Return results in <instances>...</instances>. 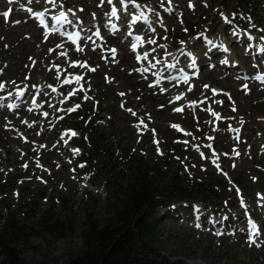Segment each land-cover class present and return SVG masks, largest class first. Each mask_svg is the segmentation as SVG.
I'll use <instances>...</instances> for the list:
<instances>
[{
	"label": "rangeland",
	"instance_id": "obj_1",
	"mask_svg": "<svg viewBox=\"0 0 264 264\" xmlns=\"http://www.w3.org/2000/svg\"><path fill=\"white\" fill-rule=\"evenodd\" d=\"M7 1L0 0V83L6 88L0 90V94L6 92L5 96L13 97L19 89L23 92L25 89L33 90L41 79L36 74L37 69L29 73L34 64L31 58L21 68L18 63L24 45L33 41L32 33L38 24L34 22L29 27L26 22L29 15L22 10V6L27 7L26 4H16V10L11 13L13 4ZM126 1L125 14L128 15L133 2ZM43 2L45 0H34V7L31 8L39 10L42 6L45 9ZM190 4L192 7H189ZM112 6L116 9L123 7L119 0H113ZM144 7L147 15L151 13L154 28L150 29L149 22L132 34L142 38L140 52L143 60L140 65L135 63V53H131L133 67L129 73L138 70L140 79L152 85L155 79L150 65L156 64V70L160 64L168 63L163 61H169L172 56H176L179 65H185L189 62L187 53H191L196 54L198 64H201L196 71L198 76L187 80L180 88L160 86L163 91L171 88V92L163 98L164 106L171 105V110L166 111L171 116L159 120L157 114L164 108L157 102L160 97L149 94L152 100L156 99L149 107L147 100L150 97L145 101L143 94L137 93L129 98L128 103V98H123L122 92L103 75L98 65H87L86 58L78 56L94 50L101 53L100 66L108 62L116 65L120 60L116 47L102 49V45L96 48V45L87 43L83 46V40L80 51H73L71 62L86 65L89 77L78 86L75 83L64 86L65 78H82L83 74L79 70L60 66L63 70H59L60 73L54 75L56 80L48 85L49 91L53 86H61L59 101H65L63 107L60 104L56 106L57 115H47V129L49 133L54 132L51 133V141L40 140L37 144L40 132L35 129L31 139L21 135L18 142L16 137L19 136L9 133L8 128L10 122L15 127L23 122V115L19 109L0 110V230L9 212H15V221L19 226L36 228V232L24 240L20 237L16 240L18 253L25 264H65L82 247L80 234L85 228V212L94 207L95 218L100 224L104 223L116 204L114 189L119 186L128 188L134 179L132 172L137 164L132 167L128 163L134 160L145 165L147 173L157 174L156 177L152 175L151 180L158 185L164 183L161 177L169 181L178 178L187 191L194 192L198 184H203L207 191L193 193V197L171 206L170 202L166 203L168 195L161 198L166 201L152 216L155 219V241L151 250L155 257H169L183 264H264V246H250L247 242L249 233L244 230L248 228V219L257 223L264 220V172H251L237 156L248 148V143H245L249 142L248 135H258L253 129V122L261 124L264 121V104L260 103L264 99V85H256L251 92L250 88L244 87L245 83L255 80V75L264 72V53L254 57L258 46L264 48V39H260L264 37V0H259L253 10L237 7L234 0H153ZM68 8L72 11L68 12ZM47 9L50 12L46 14L51 20L53 15L63 11L72 22L88 26L89 34L96 25L102 35L106 30V26L102 25L111 5L107 0L102 4L101 0H57L56 6L51 5ZM6 10L10 13L7 18L2 15ZM97 15L100 18L96 19ZM143 29L144 33H140ZM66 30H70V25L63 29ZM39 32L38 39L42 44L47 43L48 40H44V34L48 36L46 29ZM125 32L113 33V37L118 34L123 36L121 40L115 37L109 40L121 43L127 53L133 39L125 38ZM181 33L183 36L179 37ZM250 37L255 43L252 50H248L252 47L250 45L246 49ZM64 39L62 32V37L57 38L58 41L53 40V45L48 43L43 52L48 54ZM207 41L214 43L218 50L226 48L223 59L229 58L230 64L236 57L233 64L237 67L229 70L230 66L225 67L224 63L218 65L217 62L223 60L220 56L207 59L206 50L212 48L211 43L206 44ZM11 47H16V53L11 52ZM239 47L244 50L234 55V48L238 50ZM113 48L117 50L115 53L111 51ZM68 49L72 50L71 46L59 49L58 54H64ZM40 65L43 66V63ZM216 81L219 84L216 85ZM204 85L210 87L205 88ZM213 89L219 94L213 96ZM234 91L238 96L234 95ZM179 93L183 95L181 100L173 103V96ZM30 96L27 95L25 101ZM45 101L42 99L40 103ZM11 102H3L4 108L8 110ZM50 102L51 99L47 101L49 105ZM258 104L260 107L252 114V122L242 115L251 107L252 110L257 108ZM176 108L182 111L176 112ZM41 112V117L47 113L45 110ZM237 118L245 119L244 130H238ZM172 125L179 127L173 128ZM16 133L19 134L18 131ZM99 136H102L100 141ZM262 141H257V157L264 150V139ZM235 142H239L241 148ZM46 145L55 147L59 154L57 148L62 147L65 155L60 154V162L48 157L46 161L51 163L48 166L38 160V153L45 150ZM29 151H36L37 154L26 159ZM30 160L32 163L28 165ZM108 178L110 181H107ZM201 207L205 214L201 221L206 223L214 219L219 222L214 229L193 226L192 211ZM45 212L60 222L71 220L69 234L55 239L40 230L37 223Z\"/></svg>",
	"mask_w": 264,
	"mask_h": 264
},
{
	"label": "bare ground",
	"instance_id": "obj_2",
	"mask_svg": "<svg viewBox=\"0 0 264 264\" xmlns=\"http://www.w3.org/2000/svg\"><path fill=\"white\" fill-rule=\"evenodd\" d=\"M20 4H26L28 9H31L30 12L25 11L24 14H28L30 15V17L27 19L26 22H28L29 27H32L34 20L32 18V14H34V12H40V13H44L43 14V19L45 20V17H50L48 16L46 13L50 12L49 9L51 7V4L47 3V0H45V2H43L45 9L40 6L39 10H35L34 8V0H19ZM120 2V0H119ZM125 2V0H124ZM151 2V1H150ZM150 2H137V3H133L130 5L129 8H131L134 5V9L132 10V13L129 20L125 21V18L122 17V19L120 21H125V23L123 24L122 22L120 23L117 22L118 19H120V15L121 12L123 13V16L125 15V8L123 9H117V16L113 17L111 16V11L109 12L108 15L105 16V20L107 19V21L102 25V26H106V30L105 33H103V38L100 39V37H94V35H90L88 32V26L85 27L82 32L83 33H87L86 37H84V41L85 43H87L88 45H96V48H98L97 46H99V44L102 45V49H109L110 47H116V49L118 50L117 53L119 55V62H117L118 64L114 65L111 62H108L106 64H104L103 66H100V59H99V55L101 53H97L96 51H85L83 54H79L78 56H84L86 58V64L87 65H98L100 67V70L104 73L103 75H106L109 79L111 83H114L115 86L118 87V90L122 92L123 94V98H128L126 101L128 103H130L129 98H133L134 95H137L142 93L144 96V100L148 99L147 102L149 103V107L152 106L155 102L156 99L153 98L152 100V95H157V97H160V99H157V102L159 103V105H163V111L157 114V119L161 120V119H165L168 116H171L170 114H167L166 111L171 110V105L169 104H165L164 106V99L166 97V95L171 92V88L169 89H164L161 90V87H167L172 86V88L176 87V88H180L183 87L185 82V78L183 76V74H187L188 75V79L190 80L192 77H197L198 74L196 73V71L199 70V68L201 67V64H198L199 58L195 55H189V53H187V56H189V61L187 62V64H182L179 65L178 60L176 59V56H172L171 59L169 61H163V62H168L165 65H161L156 68L155 70V65L156 64H152V65H148L151 68V72H153L152 77H154V83H152V85L150 84V82L145 83L140 79L139 76V71H132L131 73H129V69L131 70L133 67V63L130 60V54L131 52H129L127 50V53H125L124 50V46L120 45L119 42L115 41V40H109V39H122V37H120V35H116L113 37L112 35V27L113 25H115V27H117L118 31H126L125 32V38L126 37H130L136 42H132L131 41V46L133 44H135L136 46H141L142 45V41H137L136 37L138 35H132V33L137 30V29H142L143 28V24H148L149 22L151 23L150 29H153V20L151 19V13H147L146 11V4L150 3ZM113 4V3H112ZM111 4V5H112ZM30 5V6H28ZM113 7V6H112ZM111 7V9H112ZM13 10H16L14 8V6H12V10L11 13H13ZM17 12V11H16ZM66 13V12H64ZM19 14H23V12H19ZM60 13L53 15V17H59ZM100 18V16H96V19ZM51 19V18H49ZM92 20V19H91ZM133 20H135V23H133ZM66 21H71L69 18V15H65V19L64 20H57V19H53L50 21L51 27H47L46 29H52L53 35L51 36H45L44 34V40L48 42L47 43H43L41 42V39H38L39 36V30L41 29L44 30L43 27H38L36 28L33 33H32V37H33V41L29 42L28 44L24 45V48L22 49V51L20 52V56H19V65L20 68L22 67L23 64L28 63V59L31 58V61H34L33 63V67L31 68L29 73H33V71L35 69H37L36 74H39L40 76V81L38 82V86H36L33 90L32 89H25L24 92L21 91L22 89H19L17 91L14 92V96L11 97L10 95H6L4 92L3 94H0L1 98H0V110L2 111H9L12 107H9V105H13L14 103V107L12 108L11 111H17L18 109L20 110V113L23 115V122L19 123L18 125H16V127L13 125L12 122H10V126L8 128L9 133L18 135L19 137H16V140L19 142L20 140V136L21 135H26V137L28 139H31L33 137V130L35 129H39L40 135L39 137H37L36 142L37 144L39 143L40 140H43L44 142H49L51 141V133L53 134L54 132H50L47 129L48 126V120L49 118L47 116H43L41 117L42 112L40 113V111L45 110L48 115H50L51 117L55 116L58 114V112L55 110L57 105H61V107L64 106L65 101H59V96L58 94L61 93V86H58L57 88L55 86L51 87V91H49L48 85L49 83L53 82L54 80H56V78H54V75L60 73L58 72L59 70L62 71L63 69H73V70H79L83 75L82 78L77 81L76 78H72L71 76L68 78H65L63 81L64 86L68 85L69 83L71 84H76V86L79 85V83L81 81H83L86 77H89L88 71L85 70L86 65H82V64H77L76 62H71L72 59L74 58V54L73 51L74 50H70L68 49L66 51V53L64 54H58L59 49H64L66 46L69 47L71 43L68 42V38L69 35L67 36L66 40H63L62 43H60L56 46H54L52 48V51L47 52L48 54H46L45 52H43V48L45 46H47L48 43H55V41L53 42V40H57V38L62 37V32L63 29L66 28L67 25L70 24H75L74 22L71 21V23L66 22ZM146 22V23H145ZM81 27L83 24L80 22L79 23ZM98 26L95 25V27L91 30V32H95L97 31ZM148 27H146L147 29ZM47 31V30H46ZM129 33H131V35H129ZM139 33V32H138ZM140 33H144V29L140 32ZM206 44H210L209 41L206 42ZM254 42L253 39H251V41L249 43H247L246 45V49L248 47V45L252 46L250 49L248 50H252L254 48ZM19 45H23L21 42H19ZM53 45V44H52ZM71 46H73V44H71ZM212 48L207 49L206 50V55L207 59H215L217 56L222 57V55H224V52L226 48H220V50H218V48L214 45V43H211ZM225 46V45H224ZM231 46V45H230ZM74 47V46H73ZM72 47V48H73ZM15 48L16 47H11V52H15ZM25 48H29L28 50ZM37 49V52H36ZM121 49V51H120ZM261 47H257L258 51L257 53L254 54V57L258 56V54L264 53L260 51ZM223 50V53H221V51ZM244 48L243 47H239L238 50L236 48H234V52L233 54L236 55V53H239L240 51H243ZM214 52L213 55H210L209 53ZM16 53V52H15ZM45 53V54H43ZM78 54V53H77ZM137 55H141L140 53H135L134 57L136 58ZM209 56V57H208ZM243 56V55H242ZM225 56L222 57V59ZM193 59H195L196 62V67L192 68L189 67V65L192 64ZM229 58L226 57V59L223 60H228ZM237 58L235 57V59L230 61V64H226L225 67L230 66L229 70L232 68H236L237 66L233 64L234 60H236ZM222 60V61H223ZM30 61V62H31ZM74 61V60H73ZM246 61V60H245ZM250 60H247L246 62H249ZM43 63V66H41L40 64ZM136 63V61H135ZM198 64V65H197ZM218 65H221L223 63H221V61L217 62ZM50 65H52L50 67ZM140 65V64H139ZM63 67V69L61 67ZM50 67V68H48ZM161 67V68H160ZM48 68V69H47ZM46 69V71H45ZM161 69V70H160ZM57 72V73H56ZM155 72V73H154ZM143 74H146L145 72ZM262 74V73H260ZM257 74L254 76V79L256 76L260 75ZM132 76L131 77H128ZM206 75V74H205ZM232 75V73L230 72V76ZM173 76H178V78L176 80H174L175 78L171 79ZM200 76V75H199ZM201 77H203V75H201ZM204 78V77H203ZM131 79H134L133 81H131ZM199 79V77H198ZM223 81V79H222ZM215 84H219V81H216ZM226 85H228V83H225ZM244 84V82L242 83ZM83 85H85L83 83ZM256 85H264V82L261 83H257L255 80L251 83H248L247 86L248 88H250V91H253L254 88H256ZM6 89V88H5ZM244 89V88H243ZM22 93V94H21ZM213 96L218 95V92H212ZM235 96H238L237 91L233 92ZM31 94V98L27 101H25L27 99V95ZM36 96H35V95ZM180 95H182V93H179ZM179 94H176L173 97H178L180 96ZM4 95V96H3ZM17 95V97L15 98V96ZM18 95H21L20 97H18ZM160 95V96H159ZM225 96V94H222ZM231 95V94H230ZM146 96V97H145ZM15 98V100H13ZM46 100L43 104L40 103L41 100ZM51 99L50 105L49 103H47L48 100ZM11 100V104L8 105V110L4 108L5 104L3 102ZM25 102H24V101ZM68 100H71L68 99ZM146 101V100H145ZM180 101V100H179ZM175 103V102H173ZM261 104H264V99L262 102H260ZM133 105V104H132ZM128 107H132L131 105H128ZM135 107H137V105H135ZM260 104H258L257 108H254V110L248 109L245 110L242 115H245L248 119L251 120L252 122V114L256 111L259 110ZM133 108V107H132ZM161 111V110H160ZM13 113V112H12ZM44 113V112H43ZM262 119V118H261ZM242 120V121H241ZM243 120H245L244 118H237L236 122L237 125L240 127H238V130H244L246 122H243ZM255 124V127H253L255 133H258V135L255 134H251L248 135V139L249 142H245L248 143V148L246 149L245 152H242L241 154H237L238 158H241L244 162L245 165L247 166L246 168L251 170V172L257 173V171H261L264 172V150L262 151L261 155L259 157H257L258 154H256V151L259 149H256L257 145V141H261L264 139V121H261V124H259L258 122L254 121L253 122ZM15 127V130L14 128ZM16 131L19 132V134L16 133ZM249 134V133H246ZM254 136V138H253ZM262 137V138H261ZM261 138V139H260ZM260 139V140H259ZM256 141V142H255ZM236 145L239 146V148H241L240 143L239 142H235ZM39 146V145H38ZM28 147V146H27ZM33 147V146H32ZM57 149H59L60 154L65 155L64 154V150L62 149L61 146H59ZM48 150V151H47ZM45 151H47L45 153ZM36 153V151H29L27 154V158L29 159L31 157H33ZM40 154L38 156V160L40 159V161L45 164L50 166V162L48 163L46 161V158L50 157L51 159H56L58 162H60V154L59 152H57V150L55 149V147H51L46 145V149L45 150H40V152L38 153ZM18 158V157H17ZM25 158V157H24ZM30 163L31 160L29 161L28 165H31ZM65 164L62 165L63 168H65ZM253 166V167H252ZM258 169V170H257ZM28 171V170H27ZM52 187V186H50ZM264 188V186H263ZM197 210H199V212H201V215L198 219V221L203 220L205 214L202 212V207L201 208H196ZM264 209V208H263ZM198 212V211H196ZM198 216V215H197ZM187 220V219H186ZM258 225L264 226V220L259 221V223H257ZM215 225H219V222H215L214 219L212 220H208L206 223L204 221H202V223L200 224V226H205L207 228H212L214 229ZM195 227H197V225H193ZM247 228V227H246ZM202 230V229H201ZM223 230V229H222ZM245 231H247V233H249V229L247 228L244 229ZM249 239V238H248ZM259 239H264V236H261ZM254 246V245H252Z\"/></svg>",
	"mask_w": 264,
	"mask_h": 264
},
{
	"label": "trees",
	"instance_id": "obj_3",
	"mask_svg": "<svg viewBox=\"0 0 264 264\" xmlns=\"http://www.w3.org/2000/svg\"><path fill=\"white\" fill-rule=\"evenodd\" d=\"M234 2L239 8L253 10L259 0ZM181 36L183 33L179 34ZM101 139L102 136H99L98 141ZM128 163L132 167L137 164L132 172L133 181L128 188L119 186L114 189L116 204L103 224L95 218L94 207L85 212V228L80 234L82 247L65 264H183L179 260L153 255L151 249L155 241V219L152 216L156 209L163 207L166 200L161 198L165 195L169 196L166 203L170 202L168 205L171 206L183 202L187 197H193V193L207 192L206 189L203 184H198L194 192L187 191L183 181L178 178L169 181L161 177L164 183L158 185L151 180L152 175L157 176L156 173H147V167L137 161L129 160ZM8 215L0 230V264H25L18 253L16 240L17 237L24 240L36 232V228L19 226L15 221V212L10 211ZM52 217L47 212L41 214L37 223L40 230L55 239L69 234L72 221L60 222Z\"/></svg>",
	"mask_w": 264,
	"mask_h": 264
},
{
	"label": "snow or ice",
	"instance_id": "obj_4",
	"mask_svg": "<svg viewBox=\"0 0 264 264\" xmlns=\"http://www.w3.org/2000/svg\"><path fill=\"white\" fill-rule=\"evenodd\" d=\"M103 2H104V0H101V4H102ZM107 2H108V4L111 5V4L113 3V0H107ZM132 2L134 3L135 0H132ZM47 3H48V4H51V5H53V6H56V4H57V0H47ZM120 3H121L122 5H124V0H120ZM124 6L127 7L126 5H124ZM60 7L63 8L64 5H60ZM189 7H192V5L190 4ZM67 11H68V12H71L72 9H71V8H68ZM9 14H10V13H9L8 10H6V11H4V12L2 13V15H3L5 18H7V17L9 16ZM43 14H44V13H38L37 15L42 16ZM110 14H111V16H113V17H116V16H117V9H116L115 6L112 7V9H111V13H110ZM54 19H57V20H64V19H65V13H64L63 11H61L59 17H54ZM66 22L71 23V21H66ZM133 23H135V20H133ZM113 28H115V25H113ZM96 35L99 36L100 33H99V32H96ZM129 35H131V33H129ZM136 39L139 41L141 38H140L139 36H137ZM249 39H251V37H250ZM260 39H264V37H261ZM153 43H154V41H153ZM209 43H211V41H209ZM132 47H133V49H135V48H136V45L133 44ZM111 51H112L113 53H115L117 50H116L115 48H113V49H111ZM225 51H227V49H225ZM260 51H261V52H264V48H261ZM189 55H191V53H189ZM145 56H147V53H145ZM221 63L227 64V63H228V60H223V61H221ZM189 67H192V68H195V67H196L195 59H193V62H192L191 65H189ZM92 71H95V69H92ZM76 79H77V81H79V80L81 79V77L78 76ZM187 79H188L187 76H185V82H186V83H187ZM256 79H259V80H261L262 82H264V77H259V76H258V77H256ZM204 87H205V88H208V87H210V86H209V85H204ZM244 87H245V89L248 88L247 85H245ZM4 88H5V85H4L3 83H0V90H3ZM213 91H215V90L213 89ZM21 94H22V93H21ZM229 98H230V97H229ZM177 99H179V97H177ZM9 107H11V105H9ZM76 107L78 108L79 105H77ZM233 110H235V109H233ZM70 111H75V109H70ZM175 111H176V112H181L182 109H181V108H176ZM44 115L47 116L48 114H47V113H44ZM214 115H215V113H214ZM172 127H173V128H177V127H179V126H178V125H172ZM72 135L75 136L76 133L73 132ZM247 224H248V229H249V239H248L247 242L249 243V245H250V246L254 245V246L257 247V248H259V247H261V246H264V239H259L261 236H264V226L258 225L257 222H255V221L252 220V219H248ZM197 227H200V225L197 224ZM217 235H220V233H217Z\"/></svg>",
	"mask_w": 264,
	"mask_h": 264
},
{
	"label": "water",
	"instance_id": "obj_5",
	"mask_svg": "<svg viewBox=\"0 0 264 264\" xmlns=\"http://www.w3.org/2000/svg\"><path fill=\"white\" fill-rule=\"evenodd\" d=\"M139 1H151V0H139Z\"/></svg>",
	"mask_w": 264,
	"mask_h": 264
}]
</instances>
